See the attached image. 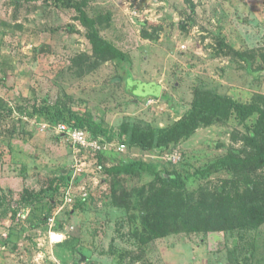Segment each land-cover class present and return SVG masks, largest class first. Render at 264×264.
<instances>
[{"label":"rangeland","instance_id":"1","mask_svg":"<svg viewBox=\"0 0 264 264\" xmlns=\"http://www.w3.org/2000/svg\"><path fill=\"white\" fill-rule=\"evenodd\" d=\"M86 9L111 14L101 35L129 61L98 58L72 7L0 0V264H72L83 255L92 264H264V223L207 229L189 217L191 193L220 173L183 192L148 171L108 172L143 160L191 174L244 145L236 118L202 124L161 153L126 144L100 156L77 153L51 115L92 112L121 142L124 125L148 130L183 118L199 88L252 101L264 94V0H89ZM35 99L52 113L35 114ZM62 170L72 179L68 202L69 186L54 191ZM55 215L66 234L58 244L46 220Z\"/></svg>","mask_w":264,"mask_h":264},{"label":"trees","instance_id":"2","mask_svg":"<svg viewBox=\"0 0 264 264\" xmlns=\"http://www.w3.org/2000/svg\"><path fill=\"white\" fill-rule=\"evenodd\" d=\"M88 1L55 0L56 4L72 7L77 11V18L86 27L87 35L98 58L113 57L129 61L125 52L101 35L100 26L110 24L111 14L90 16L86 9ZM147 37L152 36L148 34ZM33 107V112L37 115L52 113L49 106L39 105L37 99L34 100ZM51 115L55 125L66 123L71 127L87 130L91 136H104L110 141L116 140L115 131L109 130L92 112L79 113L58 107ZM232 118H236L245 128L244 145L240 148L232 147L226 154L198 167L191 174L178 171L169 173L166 172L163 164H153L143 160H129L113 166L108 169V172L133 176L148 171L175 190L184 189L183 192H186L185 188L189 183L208 180L220 173L218 183L203 187L197 196L195 192L191 193L196 198L197 204L194 207L186 205L189 217L194 218L193 221L197 220L196 224L204 223L207 229L257 227L264 223L263 93L257 94L250 102H241L214 90L199 88L195 92L192 104L185 111V115L177 122L167 127H155L148 130H138L124 125L120 138L125 144L139 145L144 149H152L156 153H161L167 150L172 143L193 134L202 124L223 123ZM109 153L111 152H98L97 155L102 156V154ZM174 153L170 151L168 154L172 156L175 155ZM168 154V162L176 164ZM175 161L182 163L183 158ZM62 171L54 186L55 192L60 185L69 186L71 184L70 174ZM89 171L96 172L93 169ZM222 174L229 177L221 176ZM173 217H176V214H173ZM207 222L210 223L209 226ZM80 261L81 259L74 263ZM85 261L92 264L88 260Z\"/></svg>","mask_w":264,"mask_h":264},{"label":"built area","instance_id":"3","mask_svg":"<svg viewBox=\"0 0 264 264\" xmlns=\"http://www.w3.org/2000/svg\"><path fill=\"white\" fill-rule=\"evenodd\" d=\"M55 131L57 134L67 138L71 146L77 151V153L85 152V153H92L97 154L98 152H107L112 151L115 147H117L118 151L125 150L126 144L123 142H119L118 140L110 141L104 136L94 137L84 129L81 128H74L66 123H58L54 125ZM172 159L175 155L170 156ZM81 171V168H79ZM83 169V168H82ZM72 186H69L67 192V202L72 200ZM84 197L88 196V192H85ZM26 213L28 210L25 211ZM24 212H19L18 216H22ZM48 225L50 227L49 231V241L52 244H58L64 241L66 238V234L57 230L58 222L57 216H51L48 218ZM72 264H90L86 261H80L79 263H72Z\"/></svg>","mask_w":264,"mask_h":264},{"label":"water","instance_id":"4","mask_svg":"<svg viewBox=\"0 0 264 264\" xmlns=\"http://www.w3.org/2000/svg\"><path fill=\"white\" fill-rule=\"evenodd\" d=\"M64 172H66V170H64ZM86 260V256H82L81 261H85Z\"/></svg>","mask_w":264,"mask_h":264}]
</instances>
